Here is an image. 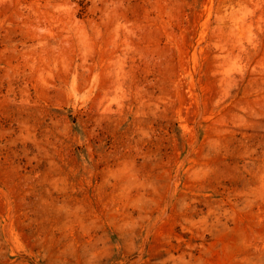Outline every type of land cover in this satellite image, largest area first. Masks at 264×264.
<instances>
[{
  "label": "rangeland",
  "instance_id": "rangeland-1",
  "mask_svg": "<svg viewBox=\"0 0 264 264\" xmlns=\"http://www.w3.org/2000/svg\"><path fill=\"white\" fill-rule=\"evenodd\" d=\"M0 264H264V0H0Z\"/></svg>",
  "mask_w": 264,
  "mask_h": 264
}]
</instances>
